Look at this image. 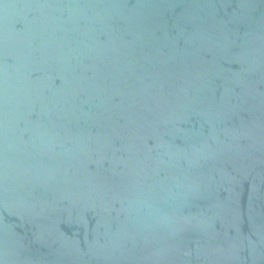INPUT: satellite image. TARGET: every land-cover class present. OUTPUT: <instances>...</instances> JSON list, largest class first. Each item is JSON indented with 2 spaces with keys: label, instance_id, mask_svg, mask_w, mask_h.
Wrapping results in <instances>:
<instances>
[{
  "label": "water",
  "instance_id": "1",
  "mask_svg": "<svg viewBox=\"0 0 264 264\" xmlns=\"http://www.w3.org/2000/svg\"><path fill=\"white\" fill-rule=\"evenodd\" d=\"M0 264H264V0H0Z\"/></svg>",
  "mask_w": 264,
  "mask_h": 264
}]
</instances>
